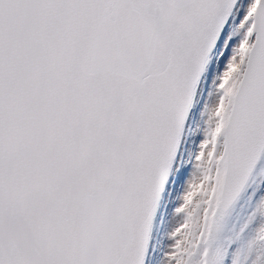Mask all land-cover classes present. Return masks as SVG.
Segmentation results:
<instances>
[{"label": "snow or ice", "instance_id": "obj_1", "mask_svg": "<svg viewBox=\"0 0 264 264\" xmlns=\"http://www.w3.org/2000/svg\"><path fill=\"white\" fill-rule=\"evenodd\" d=\"M0 264H264V0H0Z\"/></svg>", "mask_w": 264, "mask_h": 264}]
</instances>
